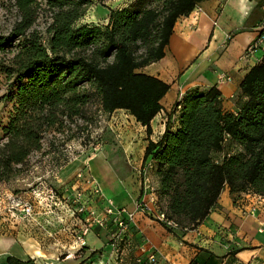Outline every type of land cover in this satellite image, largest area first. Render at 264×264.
I'll use <instances>...</instances> for the list:
<instances>
[{
    "label": "trees",
    "instance_id": "16d2710c",
    "mask_svg": "<svg viewBox=\"0 0 264 264\" xmlns=\"http://www.w3.org/2000/svg\"><path fill=\"white\" fill-rule=\"evenodd\" d=\"M204 1L138 0L110 9L101 25L79 24L92 0H16L21 17L0 34L3 99L13 104L0 145V184L23 172L48 133L86 120L94 101L109 115L127 111L150 134L170 84L138 70L165 56L178 19ZM41 4L50 11L47 39L34 28ZM237 104L236 112L226 110L217 86L190 89L160 139L148 141L144 162L152 161L158 179L157 205L181 229L207 218L227 186L234 199L264 196V56L242 80ZM6 263L37 264L13 255Z\"/></svg>",
    "mask_w": 264,
    "mask_h": 264
},
{
    "label": "crops",
    "instance_id": "0c3cea01",
    "mask_svg": "<svg viewBox=\"0 0 264 264\" xmlns=\"http://www.w3.org/2000/svg\"><path fill=\"white\" fill-rule=\"evenodd\" d=\"M259 1L207 0L199 3L189 15L176 22L165 56L138 70L170 84L169 91L161 101L163 109L151 122L150 134L147 127L130 114L141 131L137 143L142 146L141 153L134 157L138 168L148 163L144 162V154L149 139H160L174 104L190 89L217 86L222 93L224 108L232 112L238 110L240 84L248 71L264 56V45L251 54L246 53L247 48L261 35L264 6L258 7ZM221 73L229 75L231 79L220 80ZM118 111L125 110L119 109L114 113ZM135 136L138 138V134ZM133 149L135 147L131 148V155H134ZM97 159L95 157L92 161ZM148 161L152 162L150 159ZM102 162L101 167H105L102 170H106L113 179V192L103 188L104 193L114 199L119 207L135 212L127 234L129 245L125 246L123 254L132 255L136 264L137 257L146 258L150 253L157 256V264H264V204L251 194H242L234 199L227 186L218 206L197 227L170 230L150 215L137 210L138 202L147 200L149 196L140 177L142 171L137 170L136 178L140 179L136 180L132 191L124 181L120 183L119 173L109 171L103 159ZM149 171L158 187V179L152 168ZM115 188L117 190L114 191ZM92 205L101 210L105 201L94 199ZM254 206L256 210L251 211ZM70 224L72 227L75 224L74 230L81 227L78 222L70 221ZM92 232L96 238L90 237ZM60 236L69 238L65 244L69 245L66 252L70 256L58 264H90L99 259L117 264L105 229L94 227L88 231L83 252H79L81 244L67 231ZM40 249L47 257L54 254V249ZM98 249H102L103 254L91 256ZM6 257L0 264H7ZM47 257H37L38 264H48Z\"/></svg>",
    "mask_w": 264,
    "mask_h": 264
},
{
    "label": "rangeland",
    "instance_id": "374dc122",
    "mask_svg": "<svg viewBox=\"0 0 264 264\" xmlns=\"http://www.w3.org/2000/svg\"><path fill=\"white\" fill-rule=\"evenodd\" d=\"M135 1L138 0H106L104 2L92 0L79 24H106L110 9L123 8ZM39 11V18L35 22L34 28L38 29L47 39L46 28L50 22V11L42 4ZM20 17L16 0H0V34L9 33ZM6 91V80L0 76V145L4 141L3 127L8 122L13 108L12 103L3 99ZM140 133L139 125L127 111H118L109 115L100 109L98 101L89 105L86 111V120L78 119L76 123L69 124L67 131L63 134L48 133L44 139L42 150L30 156L23 172L0 184V263L10 255L24 259L32 257L37 262L39 259L37 257H47L40 248L54 249V254L47 257L48 264H58L59 261L70 256L66 252L69 245L65 244L69 238L63 239L60 235L67 231L72 238L78 241L77 233L83 224L80 223L78 215H73L68 210L71 205L72 207L78 206L79 202L73 201L76 198L74 193L78 191L83 193L91 187L92 183H86L85 178L96 179L102 190L107 188L109 192H113L111 189L113 179L106 170H102L105 168L101 167L102 159L109 171L113 170L119 173L120 183L122 184L124 181L130 190H134L136 180L140 177L144 180L143 184L147 182L157 189L156 182L149 171L152 162L147 160L148 163H144L141 168H138L137 161L134 159L135 155L141 153L142 146L137 144ZM136 134H138V138H135ZM130 147H135L134 155L130 154ZM227 147H233L238 152V148L233 144H227ZM95 157L98 159L93 162L92 159ZM98 167H101V170ZM139 169L142 174L136 178ZM79 174L82 177H79ZM76 185H78L77 189ZM44 186L52 187L56 195L60 196L64 202L63 205L54 207L53 212L47 210L52 206V202H49L48 206L45 199H42L43 206L40 207L38 198L35 196L34 191ZM99 200L101 199L99 198ZM113 201L116 204L114 199ZM17 202H30L37 205V207L39 206L37 210L40 213L34 218L23 219L21 212L13 207ZM70 221L80 223L81 227L74 230L75 224L72 227ZM107 235L110 238L108 243L113 248L112 253L116 263L136 264L132 255L123 254L125 246L128 247L129 244L117 239L112 240L108 231ZM90 237L96 238V234L92 232ZM81 246L79 252L84 251V245ZM96 251L103 254L102 249ZM109 264H111V260Z\"/></svg>",
    "mask_w": 264,
    "mask_h": 264
},
{
    "label": "built area",
    "instance_id": "2783aa9c",
    "mask_svg": "<svg viewBox=\"0 0 264 264\" xmlns=\"http://www.w3.org/2000/svg\"><path fill=\"white\" fill-rule=\"evenodd\" d=\"M262 29L264 28V22L261 24ZM264 45V35L261 34L259 38L251 44L246 53L251 54L257 48ZM220 80H230V76L221 73L219 76ZM79 177H82L79 174ZM92 180V181H91ZM86 183H92L90 188H87L83 193L81 191L75 192L76 196L74 202H79L77 207H68V210L74 215L80 217V223L83 224L82 228L77 233V240L81 245H86L85 236L91 228L98 227L100 229H105L111 235L112 240H120L128 243L127 234L130 229L131 222L135 218V212L128 210L126 207L117 206L113 199L108 198L100 184L96 179L85 178ZM78 185H76L77 189ZM44 188V189H43ZM35 190V196L38 198V204L42 207V199H45V203L49 206V202H52V206L47 208L48 212H53V208H57L64 204L60 196L56 195L55 190L52 187L44 186ZM145 189L148 193V199L138 202L137 210L142 211L151 216V218L160 222L168 229H177L179 228L178 223L171 219L163 210L159 209L157 205V195L156 188L145 182ZM87 192V193H86ZM45 194V195H43ZM43 195V196H42ZM254 199L258 202L264 204V196L259 194H251ZM101 199L105 201V206L98 210L92 205L94 199ZM40 199V200H39ZM15 209L19 210L22 214L23 219L34 218L40 211L37 209V205L30 202H17L13 206ZM256 210V207H252L251 211ZM63 222V221H62ZM119 252V251H117ZM115 254V251H114ZM118 255V254H117ZM138 262L140 264H157V256L155 253H150L146 258H139ZM92 264H109V261L99 259L96 263Z\"/></svg>",
    "mask_w": 264,
    "mask_h": 264
}]
</instances>
